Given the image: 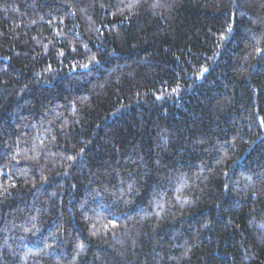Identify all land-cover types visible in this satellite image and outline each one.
<instances>
[{"label":"trees","instance_id":"1","mask_svg":"<svg viewBox=\"0 0 264 264\" xmlns=\"http://www.w3.org/2000/svg\"><path fill=\"white\" fill-rule=\"evenodd\" d=\"M0 264H264V0H0Z\"/></svg>","mask_w":264,"mask_h":264}]
</instances>
